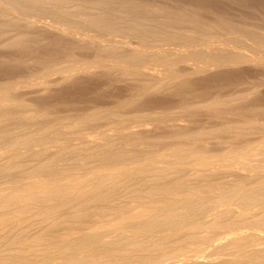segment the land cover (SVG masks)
Masks as SVG:
<instances>
[{
  "label": "bare ground",
  "instance_id": "6f19581e",
  "mask_svg": "<svg viewBox=\"0 0 264 264\" xmlns=\"http://www.w3.org/2000/svg\"><path fill=\"white\" fill-rule=\"evenodd\" d=\"M93 1L94 3H98L95 0ZM144 1L146 2V0ZM46 2L47 0H0V9L3 7L4 9L2 10H5L6 13L13 14L12 17L7 14V18L9 17V19L4 18L5 23L11 27L14 24L13 19L15 17H17V21L19 19L24 20L29 13L31 15V12L37 9H43V7L46 9V6L50 7V4L47 5ZM101 2L99 3L101 4ZM103 3L108 5L109 2L107 1L106 3V0H103ZM75 4L73 5L75 6ZM83 4L84 1L81 5ZM100 4H98L99 6L97 4L93 5L95 8L96 5L98 6L95 13H86L88 11H84L86 14L82 13L85 15H81L82 17L77 15L79 11L81 14L82 10V7L76 10L77 4L74 11H71L72 8L71 10L65 8L66 6L61 3L60 5L62 6L57 3L56 5L54 4L55 6L52 5L54 8L50 7V9L53 8L56 12L55 14L52 10L54 12L53 15L55 14L57 18L53 27L55 26V30L59 29H57L58 33L61 31V34L64 33L66 36L68 35L67 33H72L79 36L80 39H90L89 41L97 44L98 48H96L100 49L98 50V55L96 57L93 56L95 59H82L84 57L81 58V55H79L80 58L68 57L65 58V64L61 62L63 66H61V63L59 64L60 67L58 66L59 61L54 59V61L58 62V69L60 68L57 72L60 73L59 78L62 79L61 81H65L66 78L72 76V73L84 70L88 71V69L90 71L94 65L102 66V68L103 66L107 68L106 66L109 67L110 65L116 66L115 68H122V71H131L134 75H144L143 77L147 78V80L148 78L152 79V82L149 80L151 85H148L160 92L161 89L165 91L166 88L179 89V87H184L181 85L189 81V77L193 76L194 71L199 73L200 69L207 71L212 66L213 68L215 66L222 67L221 65L224 64L232 66V68L239 65L236 69L240 68L242 63L264 64V58H252L238 51V47L240 46L238 40L241 39H250L256 45L264 46V33L256 31L254 28L253 30L249 29L250 27L247 28V26L244 27L240 24L234 25L235 21H233L234 24L227 22L218 25L219 29L217 28V31H214L216 27L212 24L214 28L213 31L210 29L212 31L211 35L215 38L211 41L208 39L196 41L191 36L187 34L185 36L182 33L183 38L181 37L182 35L179 37L186 41L183 45L180 44L177 50H175V47L179 46V43L174 41L177 37L170 36V40L174 38L171 41H174L177 45L173 46L174 49L173 47L170 48V45H166L171 49H168L169 51L167 52L168 47H163L167 43H163L164 41L168 42L169 38L163 42H159L158 40L162 36H156V32H158L156 31L155 37L160 39L154 38L160 45L154 44L155 40L153 41L154 38L151 37V33L157 29L153 27L155 24L148 27L150 26L148 23L146 24L144 21L135 22L136 18H134L135 21H129L125 25V28L128 31L130 30L131 34L133 33L131 36L135 40H124L119 44L112 40L113 38L109 37V35L107 36L109 38H107L104 31L110 29V32L113 29L111 32L115 34L114 25L118 24L119 26L120 18L115 19L119 22L116 23L117 21L113 20V14L109 16L108 13L105 14L104 9L100 10L103 6L105 8L106 5L101 4L100 6ZM83 9L85 10V8ZM88 10L90 11L89 8ZM75 11L77 14H75ZM15 13H19L18 16ZM121 13L123 16V12ZM135 14L137 13L135 12ZM173 15L170 16L172 17ZM31 16L30 19L34 18V16ZM135 17L137 16L135 15ZM175 17L177 19V15ZM175 17L171 19H175ZM176 19L173 20V23L181 20ZM188 19L191 20L192 17L189 16ZM193 19L191 21L193 22L192 25H196L195 23L198 20L196 22L194 17ZM162 20L160 21L162 22V26H164L165 19L164 21ZM166 21L168 22V20ZM187 21L190 22L189 20ZM113 22L116 24H113ZM199 24L201 25V23ZM204 24L205 26L207 25L206 23ZM167 25L166 23V27ZM44 26L47 27V25ZM83 26L86 30L80 31L79 29L81 27L84 28ZM205 26L203 27L202 25L201 27L205 28ZM197 27L196 29L192 27L195 32H190H193L195 35L197 30H199V27L198 29ZM160 28L162 27H159L157 30L161 31L162 29ZM163 29L169 31L170 28L167 27L165 29L163 27ZM176 30L174 32H177ZM202 30L205 31L204 34L209 33L204 29ZM49 31L52 32V30ZM91 31L95 32V34L93 32L90 34ZM37 32L39 33V30ZM101 32L104 33L106 39L99 36ZM169 32L171 33L172 31ZM165 33L164 35H168V33ZM234 33L237 35L235 36ZM177 35H179L178 32ZM8 36H10V33ZM196 36L195 38L198 37ZM185 37L189 38L184 39ZM56 41L58 42V40ZM89 41L86 40V42ZM19 42H21V38H16V36L8 41L12 45L14 43L19 44ZM8 43L7 45H9ZM94 45L93 47H95ZM87 48L89 49L90 47ZM89 50L91 51V49ZM91 52H93V48ZM52 61H48L49 63L45 61V67L49 68L47 70L44 69L43 64L44 68L41 66L43 70L39 69L35 70V72L31 70L32 72H29L30 75L27 74L29 78L24 74L28 79L24 77L26 80L22 79L23 81L10 79L5 82L3 80L4 84L2 83L0 86V155L6 154V156L0 157V178H3V182H0V264H30L32 262L33 264H37L34 263L36 260H48V258H62L68 264H264V117L256 115L264 111L260 112L257 110L258 113L255 114L252 110L254 108L250 107V103L252 102H249V99L258 96L255 90L251 91V87L248 86L249 89L247 90L253 93L247 92L241 87L244 91L232 93L234 95H230L231 93L229 92V97L225 93L224 95L222 94L225 97L217 96L216 93L213 94L216 96L208 94V97H200V99L193 101L190 97L189 100L187 98V101H183L180 105V110H178L180 112L204 110V112L207 111L208 113L210 111L214 112V114L217 112H221L222 114L223 111H227L228 113L232 112L231 117L236 115L233 112L237 108H241L244 111L243 114L248 112L245 115L251 114L250 112L252 111L254 113L253 117L250 115L251 117L247 116L240 120L236 119L233 121L231 119L230 122L229 119L231 117L228 119V116H226L227 120L223 123L221 121L220 123L218 122V125H211L210 119L207 118L210 122L207 125H202L203 127L199 129L200 131L197 134L207 135L205 137H215L218 141L227 142L224 146L214 148L213 146L211 147V142H209V146H207L208 142L204 145L202 141H205V139L199 140L200 142L190 141L187 144H180L176 140V132L172 130L175 127L174 124H177L176 118H174V115L178 114L177 111L173 114L160 111L162 113L157 114L155 113L156 111L150 112L152 110H145V118H142L143 120L147 118L144 120L145 126L155 123L158 125L154 126H159V124L160 126L161 124L174 125L173 127L171 126L173 132H164L163 135L157 136L154 140H152L153 135L150 137L151 139L144 135L140 139L137 134L138 131L141 132L142 130L140 131L138 128L143 129L145 126L138 127L139 124L143 125L144 123L142 119V122H137L142 116H138L140 118H137L138 120L136 121L135 118L137 116H134V112L139 109L137 107L138 102L136 103V101H139V98L141 101V97L139 96L149 87L147 83H144L146 80L143 82L144 78L142 76L140 81L146 85H140L139 87H142V89L133 90L135 91L133 94L130 92L127 100L124 98L120 100L121 102H116V104L111 103L112 105L102 108L95 106V108H86L83 111L75 109L77 112L71 119L62 113L53 114L51 112L53 108L52 110L49 108L44 109L45 107L43 109L40 108L43 110L41 111L38 108H34L38 107L36 105L32 109L30 103L33 102L29 103L32 110L29 108L30 111H28L29 106L27 107L24 104L25 99L23 100L19 96V100L17 95L20 93L15 95V92L19 90V87L21 89L23 85H27V87L28 85H33L34 87L36 84L45 86L47 89L46 86L50 83L52 84V81L57 82V78H54V80L51 77L56 72L52 71V67L57 68L55 62L51 67ZM187 61H193V67L196 66L197 69L198 67L200 69L196 71L197 69L194 70L192 67L193 71L191 72L190 70L186 71L178 68V64L176 65V63H187ZM7 63L9 64L8 61ZM188 63L190 64V62ZM223 67L226 66L224 65ZM260 67L258 68V72L260 71ZM214 70L217 69L214 68ZM228 70L229 72L231 71L229 67ZM58 83L61 84L60 81L56 84ZM258 84L261 86L260 83ZM256 86L257 84L254 88ZM186 87L182 89L185 90ZM143 88L146 89L144 90ZM195 90L197 89L195 88ZM176 92H181V90H177ZM188 92L184 91V96L185 93L189 95ZM146 93L148 94L147 91ZM130 94H132V97ZM181 94L183 95V91ZM197 94L199 95L198 92ZM27 95L29 97V94ZM22 96L26 95L22 94ZM123 100L124 102H122ZM247 104L249 107H246ZM22 105L25 106L26 110ZM54 106L56 107V105ZM235 108V111H230ZM154 109L156 110V108ZM121 112H132L133 117L130 116L131 118H126L127 120L124 119V123L119 118L118 125H109L110 128L107 126L108 129L102 128L99 123L100 118L108 117V120H110V116H115ZM143 113L144 111L142 115H144ZM152 113L155 114L150 115ZM42 114L51 116L48 119L42 120ZM71 114L69 116H72ZM136 114L139 113L136 111ZM221 114L219 113V116L225 115L224 113ZM122 116L124 115L122 114ZM125 116L128 117V114ZM38 118L41 119L39 120L40 122H43L39 129H33L36 125L32 129L27 128L28 130L26 129V131L20 126L24 132H20L18 130L19 127L18 129L15 128L17 131H13L10 128L11 122H17L25 126L24 123L35 124ZM221 118L220 120L223 121L224 119ZM33 119L37 120L27 122V120ZM116 120L114 121L115 123ZM97 121L99 122L97 123ZM108 123L110 124L109 121ZM36 124L38 126V123ZM178 124L181 127H183L182 125L186 127L185 124ZM135 125H138L136 126L138 127L137 129L132 127ZM61 126L66 129L60 128ZM191 127L193 128L192 124ZM63 129L65 133L61 135L60 133H62ZM123 130H127L130 133L127 138L120 137V133ZM183 130L187 131L186 129ZM188 130L190 132L189 127ZM192 131L196 133L197 129ZM116 132L117 134L120 132L119 136L115 134ZM141 133L143 134L144 132ZM197 134L191 133V138L189 136L187 138L192 139V135L193 137H197ZM57 136L59 137V142L56 140ZM124 137H126L125 134ZM63 138L67 140L66 144L60 145L62 143L60 141ZM178 139L181 138L178 137ZM207 139H210V137ZM88 141L94 143L91 142L92 145H89ZM66 149L69 152L76 149L75 153L72 154L70 152V157L72 156L74 161L66 156V152H68ZM67 159L71 163H68ZM191 178L194 180L202 178L203 180L201 179V182L195 183ZM128 180H133L135 185L132 184L133 187L127 186L129 185L128 183L131 185V182ZM122 184L131 188V190L128 188L129 194L125 193L128 197H126L127 201L124 203L120 200L117 201L121 203L116 201L118 197L119 199L121 196L123 197L122 194L121 196L119 195L121 192L118 191L119 187L125 186H122ZM33 225H37L38 228L36 231L28 233V228L30 229ZM38 263L41 262L39 261Z\"/></svg>",
  "mask_w": 264,
  "mask_h": 264
},
{
  "label": "rangeland",
  "instance_id": "374dc122",
  "mask_svg": "<svg viewBox=\"0 0 264 264\" xmlns=\"http://www.w3.org/2000/svg\"><path fill=\"white\" fill-rule=\"evenodd\" d=\"M49 1L50 0H47V5L48 4H50V7H53V6H55L57 3L60 5V3L63 5H65L64 7L65 8H67V9H70L71 10V8H72V10L71 11H74L75 10V8H76V10H79V8H81L82 10H83V12H82V10H81V14L78 12V14H77V12L75 13V14H77L78 16H85V15H83L82 13H85L86 11H88V12H86V13H95L96 11H97V7L99 6L98 4H100L99 2H101V0H99V1H97V0H95V2H98V3H94V1L93 0H89V2H88V0H87V2H86V0H83L84 1V4L83 5H81L82 3H83V1L81 2L80 0H71V2L73 3V2H75L76 4H77V6H76V4L75 3H73V4H75V6L71 3V2H69L70 0H52V1H50V3H49ZM59 1V2H58ZM62 1V2H61ZM68 3H67V2ZM107 1L110 3H108V5L107 4H104L103 3V0H102V2H101V4H104V5H106V6H108L107 8H106V6H105V8H104V6L102 7V8H100V10L101 9H104V11L106 12H103V13H105V14H107L108 13V15L110 16V15H112L113 16V20H115L116 18H120V24H119V26H118V24H116V23H119L117 20H115V22H113V24H116V25H114V27H115V30H114V33L115 34H113L111 31H113V29L109 32V30H106V31H104V33L106 34V37L109 35V37H112L111 39L112 40H114V41H116V42H118L119 44H121V42L122 41H124V40H135V38H133L131 35H133V33L131 34V32H130V30L128 31L126 28H125V25L126 24H128L129 23V21H131V20H133V21H135L134 20V18H136V21L135 22H137V21H144V23H148L150 26H148V27H151V26H153L154 24L156 25H159L158 27H157V25L155 26H153V27H155L154 29H158L159 27H162V28H160V29H162L161 31H159V30H153L152 28V30L154 31V32H152L151 33V37H155V32L156 31H158V32H156L157 34H156V36H158V37H160V36H162L163 37V40L161 41V39H162V37H161V39L160 38H156V39H160V40H158L159 42H163L165 39H168L169 38V40H168V42L167 41H164V43L163 44H165V42L167 43V44H165L163 47H165L166 45H170L169 47L170 48H172L173 46L175 47L177 44L176 43H179L178 45L179 46H177V47H175L176 49L175 50H177V48L178 47H180V44L181 45H183V43L186 41V40H182V38H183V34L185 35V34H187V35H189V36H191L192 38H194L196 41H204V40H206V39H208L209 41H211V40H213L215 37H213L212 35H211V32L213 31V28H214V26L216 27L215 29L216 30H214V31H217V28L219 29V26L218 25H222V24H225V23H233V21H235L233 24L234 25H238V24H240V25H243L244 27H246L247 26V28H249V29H252L253 30V28L256 30V31H260V32H263L264 33V0H146V2L144 1V0H114L115 1V3H114V1L113 0H106V3H107ZM112 1V2H111ZM147 1H148V3H147ZM151 1V2H150ZM53 2V6L51 5V3ZM117 2V3H116ZM132 2H133V4H132ZM143 2H144V5H143ZM45 3V4H46ZM94 3V4H93ZM151 3V4H150ZM153 3V4H152ZM55 4V5H54ZM89 5V7H88V5ZM95 4H97L96 5V8L94 7L95 6ZM101 4H100V6H101ZM114 4V5H113ZM131 4V5H130ZM137 4V5H136ZM184 4V5H183ZM190 4H191V6H190ZM62 5H60V6H62ZM69 5L71 6L70 8H69ZM73 5V6H72ZM87 5V6H86ZM94 5V6H93ZM111 5V6H110ZM133 5H135V6H133ZM139 5V6H138ZM148 5V6H147ZM152 5H156L155 7L153 6L152 7ZM171 5H172V7H171ZM84 6H86V7H84ZM126 6V7H125ZM131 6V7H130ZM133 6V7H132ZM165 6V7H164ZM47 8L45 9L44 7H43V9L42 8H40L39 10L37 9V10H35V11H33V12H31L32 14L31 15H33L34 16V18H31L30 19V13L27 15V17H26V19H19V21H17V17H15V15H14V17H15V19H13V25L10 27L9 25H7V23H5V19H9V17L7 18V14L10 16V17H12V15L13 14H9V13H6L5 12V10H2V9H4L3 7L0 9V38H1V40H0V86L2 85V83L4 84V81L5 82H7V81H9L10 79H13V80H21V81H23L22 79H24V77L26 78V79H28L29 77H28V75H30V73L32 72V71H34L35 72V70L37 71V70H43V69H41L42 67H43V64L45 63L46 64V62H48V61H50V60H53L52 62H53V64L51 65V67L54 65V62H55V64H56V66H57V63L58 62H56V61H54V59L55 60H57V61H59V63H58V66L60 67V63L62 62V63H64L65 62V58H68V57H71V58H75V57H78V58H80V56L79 55H81V58L82 57H84V58H82V59H87V58H91V59H93L94 57L93 56H97L98 55V53H99V51L98 50H100V49H97L98 48V45L97 44H95V43H93V42H91V41H89L88 39H80L79 38V36H77V35H75V34H72V33H67L68 35V37L66 36V34H61V31H59V33H58V31H57V29L55 30V26L53 27V25H55L54 23L56 22V20H57V18H56V16H55V14H56V12L53 10V8L52 9H50V7L49 6H46ZM91 7L94 9H92L91 10ZM114 9H113V8ZM128 7V8H127ZM144 9H143V8ZM193 7V8H192ZM74 8V9H73ZM83 8H85V10L83 9ZM88 8L90 9V11L88 10ZM111 10H110V9ZM126 8V9H125ZM132 8V9H131ZM154 8H155V10H154ZM109 9V10H108ZM147 9V10H146ZM45 10V11H44ZM50 12H49V11ZM52 10L55 12V14L53 15V13L54 12H52ZM99 10V9H98ZM128 10V11H127ZM143 10V11H142ZM180 10V11H179ZM193 10V11H192ZM4 11V12H3ZM47 11V12H46ZM85 11V12H84ZM133 11V12H132ZM151 11V12H150ZM176 11V12H175ZM37 12V13H36ZM39 12V13H38ZM42 12V13H41ZM110 12V13H109ZM121 12H123V16H122V13ZM135 12L138 14H135ZM139 12V13H138ZM144 12V13H143ZM149 12V13H148ZM179 12V13H178ZM187 12V13H186ZM220 12V13H219ZM34 13V14H33ZM85 13V14H86ZM175 13H176V15H177V19H181V20H177L176 19V15H175ZM182 13V14H181ZM186 13V14H185ZM198 13V14H197ZM17 16H18V14L17 13H15ZM80 14V15H79ZM128 14V15H127ZM132 14V15H131ZM155 14H157V15H155ZM161 14V15H160ZM163 14V15H162ZM174 14V15H173ZM179 14V15H178ZM220 14V15H219ZM120 15H121V17H123V18H121L120 17ZM135 15L137 16V17H135ZM154 15V16H153ZM169 15V16H168ZM170 15H173L172 17H175V19L178 21V23H177V21L175 22V23H173L174 21L173 20H175L174 18L173 19H171L172 17L170 16ZM182 15V16H181ZM185 15H187V16H185ZM193 15V16H192ZM201 15V16H200ZM4 16V17H3ZM33 16H31V17H33ZM39 16V17H38ZM81 16V17H82ZM114 16H116V17H114ZM132 16H133V18H132ZM139 16V17H138ZM152 17V19H151V17ZM156 16H158V17H156ZM160 16H162V17H160ZM165 18H164V17ZM180 16V17H179ZM189 16L190 17H192V19L190 20V19H188L189 18ZM13 17V18H14ZM36 17V18H35ZM42 17V18H41ZM145 17H146V19H145ZM154 17V18H153ZM160 17V18H159ZM169 17V18H168ZM182 17V18H181ZM188 17V18H187ZM193 17L196 19L195 21L197 22V20H198V22L197 23H195L198 27H199V30H197V33H195V35H197L196 37L197 38H195V35H194V33L193 32H190V31H194V29H196V25H192V23L193 22H191L192 20H194L193 19ZM223 17V18H222ZM5 18V19H4ZM59 18V17H58ZM132 18V19H131ZM159 18V19H158ZM187 18V19H186ZM199 18V19H198ZM32 20L31 22H30V20ZM56 19V20H55ZM140 19V20H139ZM163 19V20H162ZM164 19H165V24H164V22H163V24H164V26H162V22L160 21V20H162V21H164ZM16 20V21H15ZM36 20H37V22H36ZM153 20V21H152ZM161 22V24H159V22ZM166 20H168V22L166 21ZM187 20H189L190 22H188ZM200 20V21H199ZM237 20V21H236ZM35 21V22H34ZM41 21V22H40ZM155 21H157L156 23H155ZM182 23H181V22ZM185 21V22H184ZM30 22V23H29ZM32 22H33V24H32ZM39 22V23H38ZM132 22V21H131ZM180 22V23H179ZM183 22H184V24H183ZM247 22V23H246ZM41 23V24H40ZM151 23V24H150ZM166 23L168 24L167 25V27L168 28H170L169 29V31H172L171 33L168 31V30H164L163 29V27L165 28V29H167V27H166ZM191 23V24H190ZM199 23H201V25L199 24ZM203 23V24H202ZM204 23H206L207 25L205 26V24ZM30 24V25H29ZM34 24H37V25H34ZM180 24V25H179ZM214 26H213V25ZM4 25V26H3ZM40 25H42V26H40ZM44 25H47V27L46 26H44ZM51 25V26H50ZM81 25H83V24H81ZM173 27H171V26ZM203 25V27L205 26V28H203V27H201ZM257 25V26H256ZM261 26V28H260V26ZM2 26V27H1ZM9 26V27H8ZM35 26L38 28H36L35 29ZM39 26V27H38ZM50 26V27H49ZM176 26H178V27H176ZM196 26V27H195ZM208 26H209V28H208ZM40 27H41V29H40ZM84 27V26H83ZM192 27L194 28V29H192ZM198 27H197V29H198ZM258 27V28H257ZM2 28V29H1ZM35 30H34V29ZM52 28V29H51ZM206 28H208V29H206ZM13 29V30H12ZM46 29V30H45ZM84 29H85V27L84 28H80L79 30L80 31H84ZM177 29V30H176ZM183 29V30H182ZM187 31H186V30ZM202 29H204V30H206V32L208 33V34H204L205 33V31H203ZM212 31H211V30ZM13 32H12V31ZM39 30V33L37 32V31ZM49 30H52V32H50ZM59 30V29H58ZM86 30V29H85ZM177 31L178 32V34L179 35H177V32H174V31ZM45 31V32H44ZM54 31H56V32H54ZM163 31H165V32H167L168 33V35H164V33L165 32H163ZM180 31V32H179ZM203 31V32H202ZM28 32V33H27ZM42 32V33H41ZM45 34H44V33ZM56 33V34H54V33ZM92 32L93 31H91L90 32V34H92ZM117 32V33H116ZM129 32V33H128ZM163 32V33H162ZM195 32V31H194ZM238 32V31H237ZM9 33H10V36H8L9 35ZM13 33V34H12ZM47 33V34H46ZM104 33L103 32H101V35H99L101 38H105L104 36ZM109 33V34H108ZM113 35H112V34ZM128 33V34H127ZM153 33H154V35H153ZM167 33H165V34H167ZM181 33V34H180ZM183 33V34H182ZM193 33V34H192ZM49 34V35H48ZM93 34H95V32H93ZM100 34V33H99ZM103 34V35H102ZM161 34V35H160ZM204 34V35H203ZM235 34V36L237 35L236 33H234ZM29 35H31V36H29ZM52 35V36H51ZM153 35V36H152ZM182 35V36H181ZM193 35V36H192ZM201 35H203V36H201ZM228 36H229V34H227ZM231 36L233 35V34H230ZM14 36H16V38H21V42H19V44L18 43H14L13 45L12 44H10V43H8V41H9V39H13V37ZM39 36V37H38ZM46 36H48V37H46ZM62 36V37H61ZM83 36H85V35H83ZM114 36H115V38H114ZM170 36H176L177 38L172 42L171 40L172 39H174V38H171V40H170ZM179 36H181L182 38L180 39V37ZM186 36V35H185ZM207 36H209V37H207ZM234 36V35H233ZM240 36V35H239ZM8 37H11V38H8ZM32 37V38H31ZM41 37V38H40ZM42 37H44V38H42ZM109 37H107V38H109ZM124 37H126V38H124ZM23 38V39H22ZM29 38H31V39H29ZM50 38V39H49ZM54 38H56V39H54ZM67 38V39H66ZM153 39V41L155 40V41H157L156 39ZM187 38H189V37H185L184 39H187ZM106 39V38H105ZM116 39V40H115ZM49 40V41H48ZM56 40H58V42L56 41ZM67 40V41H66ZM82 42H81V41ZM86 40L87 41H89V42H86ZM60 41H62V42H60ZM64 41H65V43H64ZM70 41V42H69ZM152 41V42H153ZM153 42L154 44H159V42L157 43V42ZM9 44V45H7V43ZM49 42V43H48ZM53 42V43H52ZM57 42V43H56ZM84 42V43H83ZM3 43V44H2ZM21 43H23V44H21ZM97 43V42H96ZM238 43H239V47H238V51L239 52H242L243 54H245L246 56H249V57H252V58H264V46H258V45H256V43L253 41V40H246V39H241V40H238ZM21 44V45H20ZM64 44V45H63ZM92 44V45H91ZM95 44V45H94ZM163 44H161V45H163ZM26 45V46H25ZM45 45V46H44ZM78 45H79V47H78ZM80 45H82V46H80ZM84 45V46H83ZM88 45V46H87ZM93 45L95 46V47H93ZM160 45V44H159ZM10 48H9V47ZM17 46V47H16ZM33 46V47H32ZM66 46V47H65ZM92 46V47H91ZM168 46H166V48L168 47ZM5 47V48H4ZM24 47V48H23ZM32 49H31V48ZM38 47H39V49H38ZM69 47V48H68ZM87 47H90L89 49H91V51H92V48H93V52H91ZM97 47V48H96ZM169 47L167 48V52L169 51V50H171V49H169ZM174 47H173V49H174ZM22 48V49H21ZM26 48V49H25ZM29 48V49H28ZM165 48V49H166ZM38 49V50H37ZM97 49V51H95ZM169 49V50H168ZM29 50V51H28ZM175 50H173V51H175ZM23 51V52H22ZM28 51V52H27ZM32 51V52H31ZM37 51V52H36ZM95 51V52H94ZM34 52H36V53H34ZM84 54H83V53ZM88 52V53H87ZM170 52H172V51H170ZM27 53V54H26ZM52 53V54H51ZM86 53V54H85ZM61 54H62V56H61ZM78 54V55H77ZM88 54V55H87ZM94 54V55H93ZM41 55V56H40ZM45 55V56H44ZM66 55V56H65ZM53 56V57H52ZM55 56V57H54ZM65 56V57H64ZM86 56V57H85ZM37 58V60H36V58ZM30 58V59H29ZM40 58V59H39ZM63 60H62V59ZM29 59V60H28ZM48 61H47V60ZM95 59V58H94ZM5 60H6V62H5ZM62 60V61H61ZM7 61L9 62V64L7 63ZM46 61V62H45ZM188 62H190V64L188 63ZM193 62V61H192ZM192 62L191 61H187V63H185V62H179V63H176V65L178 66V68H181V69H183V70H186V71H193V68H194V70H196L197 68H196V66H194L193 67V64H194V62H193V64H192ZM49 63V62H48ZM61 63V66H63V64ZM66 63V62H65ZM64 63V64H65ZM45 64H44V67H45ZM181 66H180V65ZM244 66H243V65ZM241 65H240V68H237L236 69V67L237 66H239V65H236V67L234 66L233 68H232V66L230 67L229 65H226V64H224L226 67H223L224 65H221L222 67H223V69H222V67H217V66H215L214 68L215 69H217V70H214V68H213V66H212V68H210L209 70H207V71H205V70H202V69H200L199 67H198V69L196 70V71H198L199 69H200V71H198L199 73H197V72H193V76H191V77H189L190 76V74H189V76H187V77H189L188 79H189V81L188 82H186L184 85H181V86H184V87H186V86H188V87H186L185 88V90L184 89H182V88H184V87H179V89H169V88H166L165 89V91H163V89H161L162 90V92H161V90H160V92L159 91H157V90H155L153 87H150L148 84H150V81L152 80H150V78H148V80H147V78L145 79V77H143L144 75H141V74H136V75H134V73L133 72H131V71H127V70H123L122 71V68H119V67H117V68H115L116 66H110L108 63H107V65H109V67L108 66H106L107 68H104V66H103V68H102V66H96V65H94V67H93V69L91 70L90 69V71H89V69H88V71L87 70H84V71H78V73L77 72H75V73H72L71 75L72 76H70L69 78H66L65 79V81H61L62 79L61 78H59L60 77V73L59 72H57V70H59L58 69V66H57V68H54V67H50L51 69H52V71H56V72H54V74L51 76V77H53V79L54 78H57V82H61V84L60 83H58V84H56L57 82H54V81H52V84L49 86V85H47L46 87H47V89L45 88V86H41V85H34V87H33V85L31 86V85H28V87H27V85L25 86V85H23V87L21 86V89H20V87H19V92L18 91H16L15 93V95H17V94H24V95H26V96H22V94L20 95H17V97L19 98V96H20V98L22 97L23 98V100H24V104L25 105H27V107H28V109L32 106V109H33V107L34 106H38V107H34V108H38V109H43L44 107V109H51L52 110V108H53V110L51 111L53 114H55V113H62V114H65V115H67V117H69V119H71L73 116H74V114L77 112V111H83V109L85 110L86 108L87 109H91L92 107L93 108H95V106L96 107H98V108H102V107H104V106H108V105H112V104H116V102H121L120 100H122V99H124V98H126V100L129 98V93L131 92L132 94L133 93H135V91H137L138 89H142V87H139L140 85H146V84H144V83H147V85L149 86V87H147L148 89L147 90H145L144 88V90H145V95H140L139 97H141V101H140V98H139V101H136V103H137V107L139 108L138 110L140 111H138V110H136L137 111V113H139V114H136V111L133 113L134 114V116L136 117L135 119H136V121L139 119V120H141L146 114H145V112L146 111H150V110H152V111H150V112H155V113H157V114H159V113H162V112H160V111H164V112H167V113H169V114H173L174 112H178V114L175 116L174 115V118H176V122H177V124H174L175 125V127H176V125H177V127L175 128V127H173L174 125H165V124H161V126H160V124H159V126H154V125H158V124H147L146 126H145V123H144V120H146V119H142L143 120V125H141V124H139V126L138 125H135V126H132V127H135L136 129L138 128V127H143V126H145V128L143 127V129H141V128H138V130L140 129V131L141 132H144L143 134L141 133V132H139L138 131V137L140 138V137H142L143 135L144 136H146L147 138H150L152 135V140H154V139H156V137L158 136V137H160V135L162 134L163 135V133L164 132H168V133H171V132H173L172 130H174V132H176V135H177V141L180 143V144H187V143H190V141L191 142H200L199 140H202V139H205V141H202V143H204V145H206V143H207V146H209L210 144H209V142H211V147L213 146L214 148H218L219 146L221 147V146H224L225 144H227V142H222V141H218L215 137H211V136H208V137H210V139H207L208 137H205V136H207V135H201V134H197V133H199V129L201 128V127H203L204 125H207L210 121V124L211 125H218V122L220 123V121L223 123L224 121H226L227 120V118H226V116H228V119L231 117V115H232V112L229 114L227 111H223L222 112V114L224 113L225 115H223V116H219V113L221 114V112H217V113H215L214 114V112L212 113V112H210L209 111V113L207 112V111H205L204 112V110H193V112H191V111H189V112H184V111H182V112H180V111H178V110H180V105L183 103V101L185 102V101H187V100H189L190 99V97H191V99H192V101L193 100H197V99H200V97L202 98V97H208L209 95L208 94H210V96L211 95H213V94H216L217 93V96L219 95L220 97H225V96H223L224 95V93H225V95L227 96V97H229L228 96V94H230V95H234V94H232V93H234V92H238V91H249V90H247V89H249V87H251V91H256V94L258 95L256 98H252V99H249V102L251 101L252 103H253V105L255 106H253L252 105V103H250L251 105H250V107H253L254 109H252L253 110V112L256 114V113H258V111H260V112H263L264 111V64H260V65H258V64H246V63H242ZM34 65H35V67H34ZM39 65V66H38ZM188 65V66H187ZM189 65H191V66H189ZM255 65V66H254ZM37 66V67H36ZM42 66V67H41ZM55 66V67H56ZM243 66V67H242ZM261 66V67H260ZM13 67V68H12ZM43 67V68H44ZM193 67V68H192ZM228 67H229V69L231 70L230 72H229V70H228ZM260 67V71L258 72V68ZM30 68V69H29ZM188 68H190V69H188ZM221 68V69H220ZM226 70H225V69ZM255 68V69H254ZM45 70H47V69H49V68H44ZM192 69V70H191ZM213 69V70H212ZM30 70V71H29ZM32 70V71H31ZM95 70V71H94ZM114 70V71H113ZM116 70V71H115ZM245 70V71H244ZM9 71V72H8ZM12 71V72H11ZM28 71V72H27ZM126 71V72H125ZM203 71V72H202ZM209 71V72H208ZM224 71V72H223ZM7 72V73H6ZM26 72V73H25ZM30 72V73H29ZM202 72V73H201ZM219 72V73H218ZM11 73V74H10ZM22 73V74H21ZM55 73H56V75H55ZM81 73V74H80ZM228 73V74H227ZM27 75V77L25 76V75ZM206 74V75H205ZM232 74H233V76H232ZM21 75V76H20ZM140 75V76H139ZM192 75V74H191ZM197 75V76H196ZM257 75V76H256ZM78 76V77H77ZM141 76H142V78H144V80H143V82L146 80V81H148V82H142V81H140L142 78H141ZM261 76V77H260ZM262 76H263V78H262ZM136 77V78H135ZM140 77V78H139ZM230 77V78H229ZM256 77V78H255ZM3 78H7L6 80L5 79H3ZM21 78V79H20ZM75 78V79H74ZM138 78V79H137ZM192 78V79H191ZM254 80H253V79ZM26 79H24V80H26ZM229 79V80H228ZM4 80V81H3ZM55 80V79H54ZM59 80V81H58ZM64 80V79H63ZM67 80H68V83H67ZM139 80V81H138ZM150 80V81H149ZM263 80V81H262ZM153 81V80H152ZM151 81V82H152ZM214 81H216V82H218V83H216V82H214ZM240 81V82H239ZM249 83H248V82ZM252 81V82H251ZM261 81V82H260ZM63 82V83H62ZM256 82V83H255ZM55 83V84H54ZM65 83H67V84H65ZM193 83V84H192ZM198 83V84H197ZM202 83V84H201ZM214 83V84H213ZM238 83H240V84H238ZM258 83H260L261 84V86L258 84ZM63 84V85H62ZM192 84V85H191ZM243 84V85H242ZM252 84H254L253 86H252ZM257 84V86H256V88H254L255 87V85ZM263 84V85H262ZM151 85V84H150ZM194 85V87H192ZM201 85V86H200ZM259 85V86H258ZM49 86V87H48ZM54 86V87H53ZM57 86V87H56ZM61 86V87H60ZM138 88H137V87ZM189 86H191L190 88H189ZM196 86V87H195ZM249 86V87H248ZM25 87V88H24ZM64 87V88H63ZM200 87V88H199ZM204 87V88H203ZM238 87V88H237ZM241 87H243V89H241ZM248 87V88H247ZM253 87V88H252ZM31 88V89H30ZM34 88V89H33ZM43 88V89H42ZM51 88V89H50ZM56 88V89H55ZM61 88V89H60ZM153 88V89H152ZM181 88V89H180ZM192 88V89H191ZM195 88L197 89V90H195ZM225 88H228V89H225ZM259 88H260V90H259ZM22 89H23V91H22ZM46 89V90H45ZM50 91H49V90ZM152 89V90H151ZM206 89V90H205ZM214 89V90H213ZM225 89V90H224ZM231 91H230V90ZM36 90V91H35ZM44 90V91H43ZM131 90V91H130ZM133 90H135V91H133ZM168 90V91H167ZM179 91V90H181V92H176V91ZM190 90V91H189ZM199 90V91H198ZM202 90V91H201ZM204 90H205V92H204ZM208 90V91H207ZM212 90H213V92H212ZM223 90V91H222ZM28 91V92H27ZM146 91L148 92V94L146 93ZM174 93V92H176V93H172V92ZM182 91H183V95L181 94L182 93ZM184 91L185 92H188V94L189 95H187V93H185V96H184ZM216 91V92H215ZM218 91V92H217ZM222 91V92H221ZM18 92V93H17ZM153 92V93H152ZM157 92V93H156ZM194 92V93H193ZM197 92L199 93V95L197 94ZM202 92H204V93H202ZM215 92V93H214ZM220 92V93H219ZM230 92V93H229ZM250 92V91H249ZM260 92V93H259ZM26 93V94H25ZM51 93V94H50ZM164 93V94H163ZM205 93H207V94H205ZM250 93H253V92H250ZM249 93V94H250ZM27 94H29V97H28V95ZM132 94H130L131 95V97H132ZM160 94H161V96H160ZM191 94V95H190ZM203 96H202V95ZM205 94V95H204ZM223 94V95H222ZM125 95V96H124ZM167 95V96H166ZM197 95V96H196ZM222 95V96H221ZM263 95V96H262ZM127 96V97H126ZM150 96V97H149ZM177 96V97H176ZM213 96H216V95H213ZM256 96V95H255ZM28 97V98H27ZM37 97H38V99H37ZM119 97V98H118ZM169 97V98H168ZM172 97V98H171ZM20 98H19V100H20ZM160 98V99H159ZM188 98V99H187ZM26 99H28V100H26ZM114 99V100H113ZM116 99V100H115ZM118 99V100H117ZM176 99V100H175ZM182 99V100H181ZM187 99V100H186ZM22 100V99H21ZM22 100V101H23ZM138 100V99H137ZM26 101H28V102H26ZM48 101V102H47ZM151 101V102H150ZM171 101V102H170ZM30 102H33V103H30ZM57 102V103H56ZM59 102V103H58ZM62 102V103H61ZM67 102V103H66ZM122 102H124V100L122 101ZM175 102V103H174ZM249 102H248V104H249ZM31 104V106H30V104ZM36 103H38V104H36ZM50 103V104H49ZM112 103V104H111ZM143 105H142V104ZM159 103V104H158ZM173 103V104H172ZM258 103V104H257ZM34 104V105H33ZM43 106H42V105ZM56 105V107L54 106V105ZM64 104H66V105H64ZM68 104H70L69 106H68ZM71 104H73L72 106H71ZM74 104H75V106H74ZM139 104V105H138ZM153 104V105H152ZM169 104V105H168ZM247 104V105H248ZM262 104V105H261ZM88 105V106H87ZM156 105V106H155ZM163 105V106H162ZM246 105V107H249V105L247 106ZM23 106V108L25 109V106L24 105H22ZM40 106V107H39ZM50 106V107H49ZM52 106V107H51ZM74 106V107H73ZM158 106V107H157ZM167 106H169V107H167ZM258 106V107H257ZM20 107V106H19ZM55 107V108H54ZM70 107V108H69ZM72 107V108H71ZM77 107V108H76ZM161 107V108H160ZM257 107V108H256ZM263 107V108H262ZM17 108V110L19 109L18 108V106L16 107ZM21 108V107H20ZM23 108H21V109H23ZM68 108H69V110H68ZM154 108H156V110L154 109ZM175 108V109H174ZM256 108V109H255ZM259 108H260V110H259ZM31 109V108H30ZM30 109L28 110V111H30ZM31 109V110H32ZM40 109V110H41ZM58 110V111H56V110ZM74 111H73V110ZM77 111H76V110ZM239 109V110H238ZM26 110V109H25ZM61 112H60V111ZM144 111V115H142V112ZM146 110V111H145ZM236 110V108L235 109H232V110H230V111H235ZM254 110H256V111H254ZM258 110V111H257ZM27 111V112H28ZM41 111H43V110H41ZM197 111H199V112H197ZM229 111V110H228ZM45 112V111H44ZM69 114H68V113ZM72 114H71V113ZM191 112V113H190ZM226 112V113H225ZM243 110H241V108H237V110L235 111V112H233V114L235 113L236 115L234 116H232L230 119H229V121L231 122V119L234 121V120H240V119H243V118H246L247 116H249V117H251L254 113H252V111L250 112L251 114H246L245 115V113H248V112H245L244 114H243ZM259 112V113H260ZM126 112H121V113H118L117 115H115V116H110L111 118H112V120H111V118L109 117V119L111 120H108V117H106V118H100L99 119V121H97V123L99 122L100 124H101V126H102V128L103 129H108V127L107 126H109V125H111V126H115V124H117L118 125V120H119V118H120V121H124V119H126V118H129L130 116H132V112L130 113V112H127L126 114H125ZM141 113V114H140ZM148 113V112H147ZM155 113H152V114H150V115H153V114H155ZM203 113V114H202ZM205 113H207V114H205ZM239 115H238V114ZM264 113V112H263ZM263 113H261V114H256L257 116H259V117H264L263 115ZM72 115V116H69V115ZM122 114L124 115V116H122ZM128 114V117L127 116H125V115H127ZM208 114H209V116H208ZM221 114V115H222ZM229 114V115H228ZM263 114V115H262ZM45 115V116H44ZM119 115V117H117ZM203 115V116H202ZM206 115V116H205ZM212 115H213V117H212ZM215 115V116H214ZM251 115V116H250ZM51 115H47V114H42V117H41V119L43 120V119H48V117H50ZM120 116H122V117H124L123 119H122V117H120ZM138 116H140V117H138ZM182 116H183V118H182ZM196 116H197V118H196ZM206 118H205V117ZM217 116V117H216ZM238 116V117H237ZM255 116V115H254ZM256 116V117H257ZM133 117V116H132ZM172 117V116H171ZM185 117V118H184ZM219 117V118H218ZM222 117V118H221ZM226 119H225V118ZM240 117V118H239ZM253 117V116H252ZM131 118V117H130ZM138 118V119H137ZM145 118V117H144ZM202 118V119H201ZM207 118H209L210 119V121L209 120H207ZM213 118V119H212ZM217 118V119H216ZM220 118L221 119H224L223 121L222 120H220ZM32 119V118H31ZM40 118H38V120H37V122L36 123H38V126H37V124L35 123V124H31V123H24V125L26 126H23V124H19V123H17V122H11V129L13 130V131H17V129H18V127H19V129L18 130H20V132H24V131H26V129L28 128V129H32V127H34L35 125H36V127L35 128H33V129H39L41 126H42V123L43 122H40L39 120H41ZM117 119V120H116ZM189 119V120H188ZM204 119V120H203ZM215 119V120H214ZM35 119H33V120H27V122H29V121H36ZM116 120V123L114 122ZM127 120V119H126ZM125 120V121H126ZM137 121L138 123L139 122H142V120L141 121ZM216 120H217V122H216ZM45 121V120H44ZM102 121V122H101ZM108 121L110 122V124L108 123ZM186 121V122H185ZM213 121V122H212ZM203 124H202V123ZM236 122V121H235ZM114 123V124H113ZM124 123V122H123ZM137 123V124H138ZM178 123H181V124H185V126L186 127H184V125H182L183 127H181V125H179ZM206 123V124H205ZM214 123V124H213ZM217 123V124H216ZM14 124V125H13ZM31 124V125H30ZM191 124L193 125V128L191 127ZM8 125H10V124H8ZM17 125V126H16ZM28 125V126H27ZM203 125V126H202ZM23 127V130H22V128L21 127ZM136 126H138V127H136ZM163 126H164V128H163ZM168 128H167V127ZM173 127V129H172V127ZM14 127V128H13ZM38 127V128H37ZM188 127H189V129H190V132H188L189 130H188ZM8 128H9V126H8ZM15 128H17L16 130H15ZM60 128H64V127H60ZM109 128H110V126H109ZM149 128V129H148ZM157 128V129H156ZM186 129L187 131H184L183 129ZM192 128V129H191ZM27 129V130H28ZM64 129H66V128H64ZM64 129L62 130V133H60L61 135H64V133H65V131H64ZM145 129V130H144ZM164 129V130H163ZM172 129V130H171ZM175 129H176V131H175ZM180 129V130H179ZM182 129V130H181ZM197 129V131H196V133H195V131L193 132L192 130H196ZM151 130V131H150ZM84 131V130H83ZM126 131L127 130H123V131H121V133L120 132H118V134L120 133V137L121 138H127L129 135H130V133H128V131H127V133H126ZM151 132V133H150ZM156 133V134H155ZM165 133V134H166ZM191 133H193V134H197L198 136L197 137H195V139H194V137H193V135H192V139H189V138H191ZM115 134H117V132L115 133ZM117 134V135H118ZM124 134H125V136L126 137H124ZM183 134V135H182ZM114 135V134H113ZM116 135V137H118ZM150 135V136H149ZM156 135V136H155ZM221 135L222 136H224L223 135V133H221ZM60 136V135H59ZM115 136V135H114ZM189 136V138H187ZM64 137V136H63ZM116 137H114V138H116ZM178 137H180L181 139H178ZM57 139V141H58V136L56 137ZM62 138V137H61ZM143 138H145V137H143ZM188 140H187V139ZM201 138V139H200ZM118 139V138H117ZM141 139V138H140ZM151 139V138H150ZM150 139H148V140H150ZM195 141H194V140ZM60 140V139H59ZM145 140H146V138H145ZM182 141V142H180V141ZM193 140V141H192ZM66 139L65 138H63V139H61V141H60V145H65L66 144ZM93 141V140H92ZM92 141H88V144L89 145H92V143H94V142H92ZM59 142V141H58ZM57 142V143H58ZM92 142V143H91ZM215 143V144H214ZM221 143V144H220ZM59 144V143H58ZM209 144V145H208ZM219 144V145H218ZM77 150H78V148H76ZM75 149V150H76ZM79 149H80V147H79ZM75 150H71L70 152L73 154V153H75L76 151ZM81 150V149H80ZM66 151H68V152H66L67 153V155L66 156H68V157H70V152H69V150H67L66 149ZM69 154V155H68ZM6 156V154H2V155H0V157H2V156ZM68 157H66V158H68ZM73 161H74V159H73V157L71 156L70 157ZM69 159V158H68ZM67 159V160H68ZM32 162V161H31ZM71 163V161L70 160H68V163ZM191 179H193V178H191ZM191 179H189L190 181H191ZM195 179H197V178H195ZM201 179L202 178H200V179H198V180H192V181H194L195 183H198L199 181L201 182ZM0 180H2V181H0V182H3V178L1 177L0 178ZM203 180V179H202ZM129 182H131V185H130V183H128L129 185H127V186H130V187H133L132 186V184H134V182H133V180H128ZM191 181V182H192ZM123 185H125V184H122V186ZM135 185V184H134ZM126 186V185H125ZM125 186H123L122 188L121 187H119L120 189H118V191L119 192H121V193H119V195L121 196V194L123 195V197L121 198L120 197V199H119V197H118V199H116V201L117 200H120V201H123V203L125 202V201H127V198L126 197H128V195L127 194H129V189L131 190V188L130 187H125ZM127 188V189H126ZM129 188V189H128ZM124 189H126L125 191H124ZM124 191V192H122V191ZM128 191V192H127ZM125 193H127V194H125ZM124 198H126L125 200H124ZM123 199V200H122ZM130 199V198H129ZM128 199V200H129ZM120 201H117V202H120ZM121 203V202H120ZM38 228V226L37 225H33V226H31L30 227V229L28 228V230L27 231H29L28 233H31V232H34V231H36V229ZM32 230V231H31ZM60 259V260H59ZM41 262V263H38V262ZM44 261V262H43ZM62 261V262H61ZM34 263H37V264H68L66 261H64L62 258H51V259H49L48 258V260H46V259H38V261L36 260V262H34ZM30 264H33V262L32 263H30ZM109 264H112V263H109Z\"/></svg>",
  "mask_w": 264,
  "mask_h": 264
}]
</instances>
